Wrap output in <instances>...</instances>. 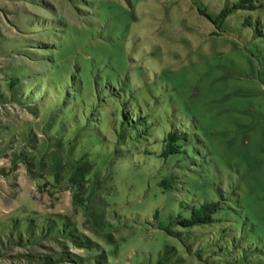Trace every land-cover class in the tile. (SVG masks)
<instances>
[{
    "label": "rangeland",
    "instance_id": "1",
    "mask_svg": "<svg viewBox=\"0 0 264 264\" xmlns=\"http://www.w3.org/2000/svg\"><path fill=\"white\" fill-rule=\"evenodd\" d=\"M0 264H264V0H0Z\"/></svg>",
    "mask_w": 264,
    "mask_h": 264
},
{
    "label": "trees",
    "instance_id": "2",
    "mask_svg": "<svg viewBox=\"0 0 264 264\" xmlns=\"http://www.w3.org/2000/svg\"><path fill=\"white\" fill-rule=\"evenodd\" d=\"M194 219H196V220H194V221H198V220H197L198 218H194Z\"/></svg>",
    "mask_w": 264,
    "mask_h": 264
}]
</instances>
